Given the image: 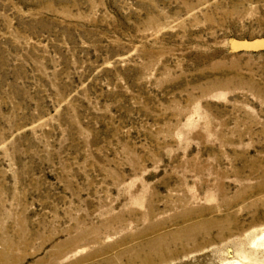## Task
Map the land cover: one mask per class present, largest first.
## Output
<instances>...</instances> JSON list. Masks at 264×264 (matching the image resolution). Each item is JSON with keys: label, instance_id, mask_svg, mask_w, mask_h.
Listing matches in <instances>:
<instances>
[{"label": "rangeland", "instance_id": "rangeland-1", "mask_svg": "<svg viewBox=\"0 0 264 264\" xmlns=\"http://www.w3.org/2000/svg\"><path fill=\"white\" fill-rule=\"evenodd\" d=\"M264 0H0V264H264Z\"/></svg>", "mask_w": 264, "mask_h": 264}, {"label": "water", "instance_id": "water-1", "mask_svg": "<svg viewBox=\"0 0 264 264\" xmlns=\"http://www.w3.org/2000/svg\"><path fill=\"white\" fill-rule=\"evenodd\" d=\"M230 49L238 51H262L264 50V36L254 38H231L229 40Z\"/></svg>", "mask_w": 264, "mask_h": 264}, {"label": "bare ground", "instance_id": "bare-ground-1", "mask_svg": "<svg viewBox=\"0 0 264 264\" xmlns=\"http://www.w3.org/2000/svg\"><path fill=\"white\" fill-rule=\"evenodd\" d=\"M233 264H241V261H239V260H234Z\"/></svg>", "mask_w": 264, "mask_h": 264}]
</instances>
